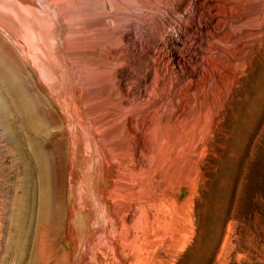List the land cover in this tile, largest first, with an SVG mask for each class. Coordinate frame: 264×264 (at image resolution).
<instances>
[{"label": "rangeland", "instance_id": "obj_1", "mask_svg": "<svg viewBox=\"0 0 264 264\" xmlns=\"http://www.w3.org/2000/svg\"><path fill=\"white\" fill-rule=\"evenodd\" d=\"M184 2L132 4L118 20L107 11L100 24L112 20L105 33L114 38L96 48L101 66L87 61L95 65L82 69L79 89L61 43L83 30L55 25L57 70L44 68L45 78L2 40L5 60L18 59L54 122H43L35 140L27 132L9 141L0 130V245L19 214L23 226H39L48 263L264 264V2L250 0L247 26L219 22L211 31ZM42 193L47 216L38 222Z\"/></svg>", "mask_w": 264, "mask_h": 264}, {"label": "bare ground", "instance_id": "obj_2", "mask_svg": "<svg viewBox=\"0 0 264 264\" xmlns=\"http://www.w3.org/2000/svg\"><path fill=\"white\" fill-rule=\"evenodd\" d=\"M169 1L171 2V0H0V34L2 35L0 36V130L1 132L5 134V136L9 139V141H12V139L16 141L20 135L27 134V132H29L28 133L29 137L32 140H35V137L38 135V132L43 122L45 123L49 122L50 124H53L54 122V120L48 119L47 117L43 116L42 111L39 108L40 105L39 98L33 93L34 90L33 86L22 81L20 76L21 69L18 66V59L16 58L17 61H15L16 62L15 64L11 63L10 61L7 62L5 60L7 59L8 56L7 53L8 49L3 45H1L2 40L3 41L6 39L10 40L13 46H15V49H18L21 52V55L23 57H26L29 66L32 68L35 74H38L40 78H45L44 75L46 74H43V69L48 68V71L51 72L54 69L53 63L54 64L57 63L56 62L57 56L55 55L57 51L58 42L54 39V35H55L54 32L57 29L55 25L57 24L60 26L62 21H66V25L67 27H69V31H71V33L73 30H75V28H78V30H83L85 32L84 36L80 35L75 39H73L72 36L67 35L66 33L64 37V41L63 43H61L63 47L65 46L66 49L65 51L64 50L63 51L65 52L66 55L65 58L68 66L67 71L68 68L70 69V71L72 69L74 70V72H72L71 74H74L73 75L75 77L74 84L79 89L83 87L82 85H85L84 84L85 78H87V74L84 73L82 69L91 68L95 65V63L92 62L87 63V61L90 58H92L94 61L98 63L97 65H100L99 63L103 61L102 52L100 53V51L102 50L97 51L96 48L98 46L99 48H101L100 46L103 43L111 40V38H114L113 32L109 31V33L108 32L105 33L106 26H109L108 30L109 28H112L114 26V22L111 19H110L111 21L108 20L109 22L107 21L106 24H102L103 27H100L101 25L100 18H102V16L105 15L107 11L113 15L112 17H114L115 20H118L120 18L126 19L124 17L126 13L125 10L127 9V7H129L132 4H135L139 8L150 9V7L156 6L154 5L155 3L158 5H160V3L169 4L168 3ZM260 1L261 0H258V2ZM249 2L250 0H186V2L184 3L190 6L193 5L194 7L197 8L196 9L197 13L205 17V19H207L208 21L207 23L204 24L205 30L211 31L210 29L219 25V22L225 23L227 21L228 22L233 21L237 23V25L240 27L247 26L248 22L254 19V17H251L250 15L245 13V9L247 8ZM262 2H264V0H262ZM115 5H119L120 10H117L115 8ZM159 8L160 7L157 6L158 11L160 10ZM118 12H121V14L119 13L120 14L119 15ZM150 14L152 15V12ZM261 17L262 16L261 15L259 16V13H257V15L255 16V18H261ZM134 23L136 24V27L139 24V23L137 24L136 22ZM95 25H98V28L95 27ZM139 29L141 30L143 28H139ZM94 33H96V39L94 40V43L92 44L91 42L89 43L85 42L84 39L87 37L94 38L92 37ZM229 36H231L230 33L224 37L228 40ZM196 48L197 47H194L191 50L192 54L194 55L193 57H196L198 54ZM71 54H73V56H71ZM75 54H77L76 57ZM63 69L62 70L66 73L65 67ZM54 70L56 71L57 69L55 68ZM168 76L165 75V77ZM80 78H82V81ZM158 78L161 77L158 76ZM165 79L167 80V78ZM167 82L168 81H166V83ZM54 83H56V81ZM170 87L171 85H169L168 88ZM169 91L167 92L169 93ZM82 95H85V92ZM174 97H176V94ZM178 97L179 96H177V98ZM179 101L181 102V98ZM74 105H75V100H74ZM73 107L76 110V107L75 106ZM72 114L74 120L78 122L81 120L79 118L77 111L73 112ZM89 121L93 122L94 120L90 119ZM149 125H147V127L144 128L146 131H150L151 126ZM183 133H185V131H183ZM181 135L180 138H183ZM83 137L86 139L88 135L86 136L84 134ZM162 139L166 140L167 136L162 137ZM178 140H179V136H178ZM184 140L180 139L178 141L179 146L183 144ZM96 142H97L96 145L101 148L102 143L99 141ZM34 148H36V156L38 160L40 177H42L43 180L45 174L44 160L39 153L38 146L34 145ZM86 148L87 146L85 145V151ZM100 148L99 150H101ZM108 149L112 151V148L109 147ZM90 150L92 154H95L93 149ZM85 154H87V151ZM43 198L44 196L42 193L41 212L40 215L38 216V222L39 221L43 222L47 216V211L45 210ZM10 225L13 226L14 233L10 235L8 234L7 239H5L3 241V244L0 245V264H51L52 263V262L48 263L43 260L42 249L39 248L38 243L36 242V231H37L36 228H39L38 225L29 228H27V225L23 226L21 222V215L19 214H16L14 216V219ZM31 230H33L35 233H31L30 232ZM95 257L96 255L92 256V258ZM117 259L119 262H121V259L119 257L116 258V256H114V260L116 262Z\"/></svg>", "mask_w": 264, "mask_h": 264}]
</instances>
